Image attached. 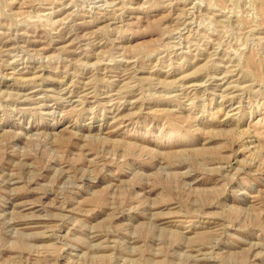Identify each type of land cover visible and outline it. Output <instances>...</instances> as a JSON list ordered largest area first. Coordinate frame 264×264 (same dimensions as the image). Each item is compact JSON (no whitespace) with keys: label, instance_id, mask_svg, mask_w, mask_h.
Returning <instances> with one entry per match:
<instances>
[{"label":"rangeland","instance_id":"1","mask_svg":"<svg viewBox=\"0 0 264 264\" xmlns=\"http://www.w3.org/2000/svg\"><path fill=\"white\" fill-rule=\"evenodd\" d=\"M0 264H264V0H0Z\"/></svg>","mask_w":264,"mask_h":264}]
</instances>
